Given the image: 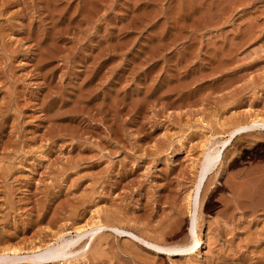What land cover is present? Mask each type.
Masks as SVG:
<instances>
[{"label":"rangeland","instance_id":"obj_1","mask_svg":"<svg viewBox=\"0 0 264 264\" xmlns=\"http://www.w3.org/2000/svg\"><path fill=\"white\" fill-rule=\"evenodd\" d=\"M255 111L264 0H0V244L50 241L101 210L130 232L56 264H264V195L235 197L264 175L258 131L192 208L203 260L145 242L189 240L202 143Z\"/></svg>","mask_w":264,"mask_h":264},{"label":"bare ground","instance_id":"obj_2","mask_svg":"<svg viewBox=\"0 0 264 264\" xmlns=\"http://www.w3.org/2000/svg\"><path fill=\"white\" fill-rule=\"evenodd\" d=\"M198 121H200L205 125L208 126L210 125V123L206 121V119L204 118L202 119L200 118ZM218 124H220L223 127L225 126L226 121L225 120L223 122L219 121ZM229 124L230 127L228 129H225L226 128L225 127L222 129L223 131L219 133L214 132L215 136H210V135H209L210 137L207 136V138L201 145L202 146L201 156L199 158V163H197L200 169L196 174V183L193 189L190 192L188 191L189 193L186 194L188 209L189 212H191L192 214V217L189 220V225H190L189 233L187 234L189 240L184 243L171 245L170 243L167 244V242L166 243L162 242L164 238L149 239L148 242L145 239V242L148 243L150 247L152 246V248H154L156 255H158L160 251H167L169 253L172 252V254L175 253L178 256H183V257L188 253L190 254L194 253L197 256V260L204 259L205 256L203 250L206 247L207 240L201 238L199 235L197 229L198 226L196 223V219L193 216L194 213L192 208L193 206L196 207V203L200 199L201 194L203 192V188H205V183L206 182L208 183V178L210 177V175H212V173L217 168V166L219 167L224 162L226 150L230 145H232L233 141L238 136L251 133L253 131H258L261 132L262 134L264 133V114H262L260 111H255L254 113L250 114L248 118H246V120L243 121L240 120L238 122L233 121L232 123ZM216 134H219V136H217ZM237 160L238 157L235 158L231 162V164L236 163ZM257 176L261 178H256ZM257 176L256 177L254 176V178L251 177L254 181L258 182L256 184L258 185L257 189L254 188V185H252L255 183L254 181L252 182V179L249 178L250 175H248V179H249L248 183H252L250 187L253 186L252 187L253 189L250 190V192L247 190H243V188L240 189L239 191L242 190L241 192H243L244 194L239 193L238 191L240 197L239 195L235 196L237 200H240V202H242V199H244L245 197L247 198V196L251 198L252 197L260 198L261 196L263 197L264 194L262 193H264V175L262 176L257 175ZM247 189H251V188H247ZM254 199L252 200V202L254 201ZM210 202H212V200H210ZM105 220L101 217V210L92 211L91 216L88 218L85 215L76 214L74 221H71L70 224L67 223L68 224L67 226L63 228L61 227L60 230L55 231L50 241H45V240H41L39 242L32 241L29 245L23 244L24 242L23 243L10 242L4 245L0 244V264H19L21 261L23 262L25 261L26 263L29 264H56L58 262L61 263L62 261L69 263V261L71 260V257L69 256L76 253L75 251L78 250H80V252L82 251L83 252L82 257L87 256L86 255L87 253L89 255L92 249L91 244L95 242V239L99 238V236L101 238V236L105 234L104 232L106 229H112V231L115 230L118 234H125L126 232L127 233L130 232L125 228L123 229L120 228V226H118V224H116L115 221L112 222L110 220L109 222ZM106 242L107 240L105 238L104 241L102 240V243L100 240L101 245L99 248L103 249V244H105ZM88 243L89 246L87 247Z\"/></svg>","mask_w":264,"mask_h":264}]
</instances>
